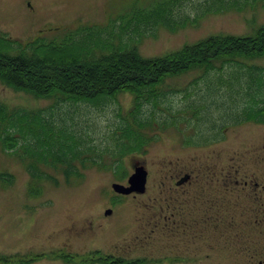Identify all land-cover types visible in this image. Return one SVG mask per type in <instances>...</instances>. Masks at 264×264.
<instances>
[{
	"label": "rangeland",
	"instance_id": "rangeland-1",
	"mask_svg": "<svg viewBox=\"0 0 264 264\" xmlns=\"http://www.w3.org/2000/svg\"><path fill=\"white\" fill-rule=\"evenodd\" d=\"M168 1L0 0V32L22 42L39 37L60 40L67 30L77 26L109 24L121 28L131 17L154 15L146 11L149 6L164 4L166 12L168 5L167 10L172 12L175 3ZM175 13V31L145 23L136 27L147 35L139 47L143 57L169 55L212 37H253L264 26V0H192ZM80 37L73 34L72 39ZM246 62V66L264 68V58ZM232 70L226 66L193 86L189 84L201 72L168 80V90L181 92L170 94L158 107H147L145 115L165 118L169 108L175 112L205 96L213 108V118H204L199 130L200 135L212 133L213 120L221 123L225 116L236 115L245 106L243 94L236 93L242 88L234 86L230 93L227 84H220L223 79H233ZM206 81L213 83L211 90ZM186 91L192 96L187 97ZM0 103L30 110H50L55 105L52 100L16 92L1 82ZM132 105V95L123 93L117 101L99 107L62 105L55 115L71 130H80L86 143L105 145L106 134L122 122L118 114L126 113ZM185 115L192 117L190 111ZM153 128L146 131L153 140L146 154L126 156L122 168L113 171L81 168L83 176L70 183L55 173L58 186L45 180L31 181L15 154L0 149V174L13 176L10 185L0 180V264H5L9 256L17 262V255L37 257L33 264H71L73 251L82 254L97 249L109 253L124 246L118 253H128V245L136 251L134 256L154 257L158 263L153 264L173 260L178 262L173 264H264V125H229L223 140L204 147L185 146L188 132ZM140 166L148 172L145 192L116 193L114 184L128 186L129 177ZM186 174L189 178L184 179L185 184L178 185ZM231 185L234 189L228 195L225 192ZM222 195L227 199L221 200ZM112 200L128 201L119 202L115 213L106 217L107 209L113 208ZM168 211H181L186 217L187 234L181 237V231L176 232L172 242L169 235L173 227L166 223Z\"/></svg>",
	"mask_w": 264,
	"mask_h": 264
},
{
	"label": "trees",
	"instance_id": "trees-1",
	"mask_svg": "<svg viewBox=\"0 0 264 264\" xmlns=\"http://www.w3.org/2000/svg\"><path fill=\"white\" fill-rule=\"evenodd\" d=\"M169 2L175 3L172 12L167 10V4L166 12L164 4H157L145 8L154 15L131 17L121 28H112L109 24L80 25L67 30L60 40L39 37L22 42L0 32V82L16 92L55 103L50 110H30L0 103V149L15 154L31 181L45 180L58 186L55 173L62 174L65 182L70 183L83 176L81 168L98 167L107 171L122 168L126 156L147 153L153 140L146 131L154 130L152 125L159 130L174 128L179 133L188 132L190 136L184 140L188 147H204L223 140L224 131L232 124L264 125V68L246 66V61L264 58V26L253 37H212L169 55L143 57L139 47L141 39L147 35L136 27L145 23L175 31V11L192 0ZM177 7L179 9L175 10ZM89 33L91 35L85 39ZM73 34L81 37L73 40ZM226 66L233 69L235 81L223 79L220 84H227L230 93L234 86L242 88L236 93L243 94L245 106L240 107L242 110L236 115L225 116L221 123L213 120L212 133L200 135L199 126L203 125L204 118H213V108L207 104V97L199 96L196 91L193 93L198 99L175 112L169 108L168 117L156 119L154 113L145 115L147 107H158L170 94L181 92L168 90V80L201 72L189 84L193 86ZM206 84L211 90L213 83L206 81ZM123 93L132 95L133 105L126 113L118 114L122 122L110 135L106 134L105 145V142L102 145L86 143L80 130H71L66 121L56 119L55 114L61 110L57 107L62 105L99 107L104 102L117 101ZM190 95L192 92L186 91V96ZM213 103L217 105L215 100ZM188 111L192 113L190 119L185 115ZM225 122L231 123L225 125ZM0 180L10 185L13 176L3 173ZM10 257L15 259L9 256L5 264H28L37 259L17 255L19 259L14 262Z\"/></svg>",
	"mask_w": 264,
	"mask_h": 264
},
{
	"label": "flooded vegetation",
	"instance_id": "flooded-vegetation-1",
	"mask_svg": "<svg viewBox=\"0 0 264 264\" xmlns=\"http://www.w3.org/2000/svg\"><path fill=\"white\" fill-rule=\"evenodd\" d=\"M189 178V175H185L184 178H182L180 181L177 182L178 185H181L184 183V179ZM189 182V181H188ZM185 184V183H184ZM230 190L227 193L228 195H230V193L233 191L234 187L231 185V187L229 186ZM122 196V195H120ZM137 195H134V197ZM227 199V196L222 195L221 200H225ZM121 201H128V200H112L110 204H112V209H107V211H111V216L115 213L116 208L118 207V205H120L119 202ZM137 201V200H134ZM169 206H172L173 208V203H171ZM176 207V206H175ZM171 208V209H172ZM177 208V207H176ZM178 210V208H177ZM105 216L108 217L109 215H107V212H105ZM180 217L179 219L177 218ZM185 216L182 215V212L180 211V213L178 212H170L168 211V213L166 214V223L169 224L170 228L172 229L171 235L170 236V241L172 242V236L173 235H178L175 234L176 232L181 231V237H184V235H186L187 233L186 231V220H185ZM165 220V219H164ZM163 220V221H164ZM154 225V224H153ZM178 228V229H177ZM127 241V240H125ZM127 243V242H126ZM125 243V244H126ZM124 244V245H125ZM127 245V244H126ZM171 245V244H170ZM132 245H128L127 249L129 250V252H125V250H122L121 253H118L119 248L124 247V246H118L115 251L106 253L103 252L101 250H86L85 252H83L82 254H80L79 252H72V254H75L74 256V261L71 264H153V263H158V261L156 262L155 258L152 256L149 257H144V258H139L138 256H134V252L136 253V251L134 249H132L131 247ZM172 248H174V245H171ZM174 249H171V253L173 252ZM128 254H132V255H128ZM34 260V258H32ZM71 259L73 260V256H71ZM91 259V260H90ZM37 261H31V263L29 264H33ZM167 263L169 264H173V263H178V262H174L173 261H167Z\"/></svg>",
	"mask_w": 264,
	"mask_h": 264
},
{
	"label": "water",
	"instance_id": "water-1",
	"mask_svg": "<svg viewBox=\"0 0 264 264\" xmlns=\"http://www.w3.org/2000/svg\"><path fill=\"white\" fill-rule=\"evenodd\" d=\"M148 181V172L145 167H136L134 173L128 179V186L114 184L113 189L121 195H130L133 193H144ZM111 213L108 211L107 214Z\"/></svg>",
	"mask_w": 264,
	"mask_h": 264
}]
</instances>
